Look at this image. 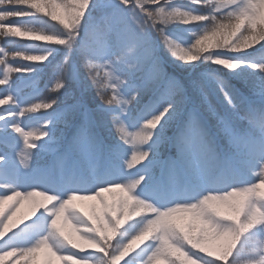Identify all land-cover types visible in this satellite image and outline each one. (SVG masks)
I'll list each match as a JSON object with an SVG mask.
<instances>
[{
	"label": "snow or ice",
	"instance_id": "6c2138e0",
	"mask_svg": "<svg viewBox=\"0 0 264 264\" xmlns=\"http://www.w3.org/2000/svg\"><path fill=\"white\" fill-rule=\"evenodd\" d=\"M0 36V264H264V0H0Z\"/></svg>",
	"mask_w": 264,
	"mask_h": 264
},
{
	"label": "trees",
	"instance_id": "16d2710c",
	"mask_svg": "<svg viewBox=\"0 0 264 264\" xmlns=\"http://www.w3.org/2000/svg\"><path fill=\"white\" fill-rule=\"evenodd\" d=\"M0 47H4L5 49H12L15 47V45L11 44V43H5L4 41V37L0 36ZM7 59L9 60V63L15 67L21 63H34V62H29V61H24L21 57H16L13 58L11 53L9 54V56L7 57ZM2 68L3 66H0V72H2ZM23 77H21V79H19V74L18 73H11L10 74V79H14L16 81V89L18 91V93L24 97H32L35 93H34V89L38 88L41 91L38 93V95L43 98V97H47L48 95H50L53 91V86L55 81L54 80H49V78L45 77V79L40 80L38 82H36L35 85L31 84L28 82L27 80V74L23 73ZM2 78V77H0ZM4 88V86L0 85V91H2ZM0 98H2V96H0ZM38 102V101H37ZM7 107V105H0V109ZM6 259H13L11 257L6 258ZM17 259H21V258H17ZM57 264H59L58 261H56ZM21 264H23V260L21 259ZM32 264H35V260L32 262Z\"/></svg>",
	"mask_w": 264,
	"mask_h": 264
},
{
	"label": "rangeland",
	"instance_id": "374dc122",
	"mask_svg": "<svg viewBox=\"0 0 264 264\" xmlns=\"http://www.w3.org/2000/svg\"><path fill=\"white\" fill-rule=\"evenodd\" d=\"M23 76H25L23 75V73H19V79H21V77ZM16 86L17 85H15V87ZM104 195L107 196L108 194H104ZM75 203H77V205L81 208L83 212L90 213L91 209L89 205L96 203V202L95 201H76ZM28 214H29V205L27 204V202H22L19 206V211L17 212V218L27 216ZM52 259L54 261V264H57V262L55 261V258H52ZM44 260H45L44 251H41L36 254L35 264H44ZM157 264H163V262H157Z\"/></svg>",
	"mask_w": 264,
	"mask_h": 264
}]
</instances>
